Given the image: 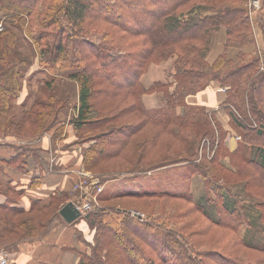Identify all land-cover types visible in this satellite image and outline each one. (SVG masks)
Wrapping results in <instances>:
<instances>
[{
  "label": "trees",
  "instance_id": "1",
  "mask_svg": "<svg viewBox=\"0 0 264 264\" xmlns=\"http://www.w3.org/2000/svg\"><path fill=\"white\" fill-rule=\"evenodd\" d=\"M189 1L191 0H0V39H3L0 44V95H7L15 101L24 79L22 76L33 64L31 58L29 62L26 61L15 47L13 37L16 33L9 29L4 34V26L8 25L22 31L24 42L44 71L45 77L39 86L40 90H53L49 95L53 101L38 103V99H35L29 109H23L28 117L38 105L43 110L44 107L47 108L37 112L36 120H39L43 129L39 132V126L37 127L36 137L56 126L59 112L71 106L76 114L71 117L70 124L78 136L86 133L85 124L94 112V103L101 109L119 104L122 99L133 101L135 110L144 118L145 124L156 128L160 133L168 132L172 138L169 132L174 128L178 129V133L199 130L197 133L201 138L207 139L203 146L208 153L213 154L207 157V164L188 163L192 162L195 156L193 153L180 155L172 163H186L191 168V176L197 174L204 178V196L215 195L216 200L209 201L207 198V201L217 210V218L207 215L203 203L195 202L191 191L183 198L201 213H206L205 216L214 224L235 232L238 244L264 254V246L257 244V241L264 244V196L246 200L241 192L217 186L212 177V164L217 159L222 169L248 179L245 185L256 188L258 194L264 195V69L259 70L262 59L264 65V51L260 57L254 55L246 65L224 71L221 69L225 61L224 54L221 53L212 63L206 60L210 52L211 35L221 26L227 28V42L235 40L245 48L254 44V37L259 33L256 29L263 30L261 35L264 39V0L262 17L256 22V29L250 23L245 4L208 11L190 10L186 14L175 15V11ZM31 21L38 30L36 34L29 28ZM47 28H51L52 32L42 33ZM40 29L42 31L39 32ZM201 38L205 43L201 58L186 56L175 63L172 73L175 82L173 92L170 93L167 85L162 84H155L150 89L143 88L140 77L149 64L159 62L169 55L164 54L159 58L162 49L174 48L179 43ZM59 80L73 82V92L70 94L63 91L61 95L56 93L54 84ZM212 82L217 83L225 92L219 109H227L232 120L245 132L243 138L249 147L246 156H237V151L229 154L224 150V132L217 117L213 118L217 110L208 112L203 106L186 103L188 96L205 90ZM97 86L100 88L95 91ZM151 92L163 93L166 105L158 112L147 111L142 103L143 95ZM117 108L112 107L110 110ZM178 109H181L180 113H177ZM126 111L125 107L111 112V116L107 115V120L102 122L117 120ZM238 115L245 122H240ZM208 117L216 120L214 126L210 124ZM139 123H133L134 126L131 127H138ZM92 124L93 122L90 125ZM252 124L256 125L255 130L251 128ZM135 134L131 132L124 140L111 145L116 147L117 154L122 153L125 145L131 144ZM173 134H176L175 131ZM120 136L118 133L116 137L121 138ZM98 144V139L95 138L84 150L83 164H87L86 156L89 153L93 155L90 167L113 156L103 152L107 143H103L100 152L95 154L99 150ZM147 144L153 146L154 143L151 141ZM221 152H225L227 157L221 158ZM138 171L141 173L147 169L140 168ZM117 177L119 175H110L101 179L107 181ZM145 194L136 190H106L98 196L142 198ZM66 198L68 194L60 193V196L51 197L47 206L40 208L33 203L28 211L10 210V214L38 211L39 215L43 210L50 211L47 214L49 218L38 225L32 219L19 224L26 232L15 239L11 224L5 225L0 219L3 232L13 236L10 244L3 243L1 247L10 252L23 241L40 239L54 226L58 219L57 209ZM157 217L165 218L164 215H156L155 218ZM82 220L93 233V238L87 243L91 255L78 254V264H205L201 256L197 258L192 252L193 243L177 231L175 233L173 228L164 223V219H156L157 222L151 223L142 221L138 215L132 216L127 209L119 208L114 212L108 208L92 211ZM162 225L171 229L162 228ZM39 229L41 231L36 232Z\"/></svg>",
  "mask_w": 264,
  "mask_h": 264
},
{
  "label": "rangeland",
  "instance_id": "2",
  "mask_svg": "<svg viewBox=\"0 0 264 264\" xmlns=\"http://www.w3.org/2000/svg\"><path fill=\"white\" fill-rule=\"evenodd\" d=\"M262 3L263 0H261L260 9L253 13L252 16H249L248 14L250 23L252 26L254 24L255 29L256 22L258 19L261 20L262 17ZM242 4H245L246 9L248 10L249 0H191L179 7L175 11V15L182 13L186 14L190 10L208 11L212 9L225 8L227 6L239 7ZM31 22L32 23L29 25V28L33 30L32 33L36 34V31L38 30L35 28V23H33V21ZM4 27V34L9 31V29H12V31L16 33V36L13 37L15 39V47L19 49V52L23 55V58L26 61L29 62L31 58L33 62L29 70L26 69L24 76H22L24 79L21 81V88L23 87L24 83H26V85H28L27 92L30 93L32 100L38 99V103H41V101L52 100L49 95L53 90H40L39 86L42 84V79L45 77V74L36 63L35 55L29 51V47L24 42L22 31H19L8 25H5ZM99 28L108 27L99 26ZM221 29L225 31L223 48L221 50L223 51L222 54L225 56V61L221 67L222 71L229 68L233 69L240 65L244 66L249 63L248 61L251 60L254 55L257 54L260 57L264 51V39L261 35L263 30L259 31L256 29V31L259 33H257L256 37H254V44L247 45L248 48H245L243 45L236 43L235 40H231L234 42H227V28L221 26L211 35L209 43L210 52L212 36ZM40 31H42V29H40L39 32ZM51 32V28H47L42 31V33ZM2 40L3 39H0V44ZM42 42H44V40ZM204 44L203 38L198 40L192 39L183 43H179L174 48L162 49L161 53L159 54V58L164 54H169L166 56L167 58L164 57V59L159 62L150 63L147 67V70L153 66V64L158 65L163 62H168L172 65L171 68L174 73L175 63L178 62L181 57L186 58V56H189L190 58H201L203 52L205 51ZM209 54L207 55V58ZM219 56L220 55L218 54L216 57ZM211 57H215V52L214 54H211ZM207 58L206 60L209 63H212ZM262 61L259 67L260 71H263L264 69ZM65 81L66 80H59L57 81V84H54L55 92L59 95H61L63 91H68L71 94L75 88V84L73 82ZM29 83L34 84L33 86L35 88L29 87ZM99 88L98 86L95 87V91ZM22 89H20V91ZM73 99L74 98H72V100ZM98 107L99 106L94 103L93 111L96 112L95 114L94 112L92 113L89 121H87L85 124V129L87 132L79 134V136L76 133L77 138L75 139L77 140L76 144H78V148L86 150V147L93 143L94 139L96 138L98 139L99 144L97 145V148L99 150H97L95 154L100 152L103 143H107V147L103 152L105 155H113L112 157L99 161L97 164H95L97 166L90 167L89 162H91L90 160L93 155L89 153L86 156L87 164H83L82 160V165L78 169L83 176H80V179L77 181V183L82 182L83 178H86L87 181H91L92 183L86 187L85 190L88 194V198H90L91 208L89 212L99 211L101 209L108 210V208L113 209V211L116 212V209L121 208L127 209L132 216L138 215L142 221L154 223V221L157 222L159 219H164V223L168 225V227L173 228L175 233L177 231L186 239H189L191 243H193L194 249H192V252L197 256V258H200L201 256L202 262L205 264H264V261H261L264 259V254L262 251L256 252L241 246L237 242V235L235 232L229 228L214 224L211 219L205 216L207 213V215H209L211 218L216 219L218 212L217 210L213 209L214 205L207 201V198L209 201L216 200L215 195L209 194L208 196H204V178L198 176L197 174L191 176V168L189 165L187 166L186 163H172L176 161L175 159L180 157V155H187L189 153V155H191V153H193L195 156L193 157L192 162L188 163L207 164V157L212 156L213 154L212 152L211 154L210 152L208 153L206 147L203 146L207 139L201 138V136L197 133L199 130L196 131V129H194L195 131L192 132L190 130H186L185 133L183 132V134L178 133V129L174 128V130L171 129L169 132L172 134L173 138L168 135V132L164 131L163 133H160L156 128L143 122L144 118L135 110V104L130 99H122L120 100L119 104H113V106H107L101 109H98ZM112 107L118 108L115 110H110ZM125 107L127 108V111L122 115L121 118L114 121L102 122V120H107V115L111 116V112L118 111L119 109H123ZM73 108L74 107L71 106L63 110V112L67 115L64 118V122L67 121L69 112L70 119L76 114V110ZM45 109L47 108L44 107L43 110L41 109V106L38 105L34 107L33 112L27 117L24 114L23 104L19 106L17 102L13 100V98L10 99L7 95H4V97L0 95V136H18L22 139L35 138L37 127L39 126V132L43 129L39 125V120H36L37 112L45 111ZM128 110H130V112ZM211 110L218 111L216 115H213V118L217 117L216 120L219 122L224 132V150L229 154H231L230 152L237 151V156L248 155L249 151L247 149H249V147L247 146L248 144L244 139L245 132L240 128L238 123L232 120L227 109H219V107L214 109L212 107ZM60 114L61 112H59L58 115ZM208 118L210 120V124H215L216 120L213 121L210 117ZM238 118L240 119V122H245L240 115H238ZM92 122L93 124L90 125ZM137 122H140L138 127H131L136 125ZM60 123L61 122L59 119L57 121V125ZM133 123L134 125H132ZM43 127H45V125ZM251 128H254L255 130L256 125L252 124ZM63 129L64 125H60L59 130L63 132ZM174 131L176 134H173ZM46 132L48 131H43L42 134H39V136L36 138L41 137L42 139L45 137ZM131 132L136 133L131 140V144L125 145V147L121 150L122 153L117 154L116 147L111 145L118 142L119 140H124V138L128 137ZM56 133L57 129L55 134ZM118 133L121 134V138L116 137ZM174 135L176 136L174 137ZM151 141L154 143L153 146L147 144ZM231 148H234V150L231 151ZM219 156H221V158L225 157L226 153L221 152ZM237 156H235L236 159ZM224 160L227 161V159ZM213 162L212 170H214V176L212 177L217 182V186L227 189L231 188L234 192H241L242 196H244V199L246 200L253 199L255 198L254 196H264L258 194V190L256 188L245 185L248 179L240 176L239 174H234L233 172L222 169L218 165L217 159H215ZM140 168L147 169V171H141L140 173L138 171ZM110 175H119V177L114 179L110 178V180L107 179V181L101 179L104 176ZM198 185L200 186L198 187ZM98 189H100V192H98ZM106 190H114L115 192L119 190H136L145 192L146 194L142 198H140V196L129 198L122 197L120 195L118 197L113 196V198H106L103 196L100 198L98 195ZM190 191L194 194L193 196L195 202L200 201L203 203L206 213H201L199 210L193 207L189 201L183 198V196ZM76 196H78L77 192H75L72 200H75ZM10 197L16 198V195L11 194ZM6 210L7 212L5 213ZM49 211L50 210H43L41 215H39L40 213L38 211H34L29 214H10L8 209L0 207V219L5 225L11 224V228L13 229L12 234L15 236L13 238L12 235L5 234L0 224V246H3V243L6 245L10 244V242L17 238L18 235H23V233L26 232V229H22L19 224L27 219H32L36 225L40 224L41 222H45L49 218L47 216ZM156 215H164L165 218H155ZM81 218L83 219V217ZM161 227L171 229L164 225ZM41 229L36 232L41 231ZM241 235L243 236L242 231ZM78 239L82 245V248L88 252V242L85 240V237L79 234ZM179 239L182 240L180 237ZM257 244L264 246V244L259 241H257ZM7 252L10 254L11 251L9 252L7 250ZM87 255L90 256L91 251Z\"/></svg>",
  "mask_w": 264,
  "mask_h": 264
},
{
  "label": "crops",
  "instance_id": "3",
  "mask_svg": "<svg viewBox=\"0 0 264 264\" xmlns=\"http://www.w3.org/2000/svg\"><path fill=\"white\" fill-rule=\"evenodd\" d=\"M224 36L223 29L212 36L211 52L207 58L209 61L213 62L215 57L223 52L221 50ZM214 52L213 58L211 54ZM171 67L168 62L153 64L140 77L143 88L150 89L155 84H162L167 85L170 93L173 92L175 83ZM33 85L29 83V87L33 88ZM27 87L28 85L24 83L15 100L19 106L23 104V109L32 106V98L27 92ZM224 98V90L212 82L205 90L188 96L186 103L203 106L207 111H211L212 107L217 109ZM142 103L150 112H158L166 105L162 92L144 94ZM180 112L181 109H178L177 113ZM66 116L61 112L59 115L61 123L48 130L42 139L0 136V207L6 206L9 211H28L33 203L41 208L49 205L54 195L68 194V198L57 209L58 219L54 226L40 239L23 241L10 252L14 264H78V254L90 253V249L86 252L82 248L78 239L79 234L89 243L93 238V233L85 221L79 218L67 223L59 214V210L67 202L72 201L75 195L73 187L87 181L83 178L82 182L77 183L80 176H83L78 169L82 165L84 150L79 149L76 144L77 136L69 123L70 112L67 121L64 122ZM60 125H64V129L58 133ZM56 129L58 134H55ZM232 150L234 148H231ZM11 194L16 195V198H11Z\"/></svg>",
  "mask_w": 264,
  "mask_h": 264
},
{
  "label": "built area",
  "instance_id": "4",
  "mask_svg": "<svg viewBox=\"0 0 264 264\" xmlns=\"http://www.w3.org/2000/svg\"><path fill=\"white\" fill-rule=\"evenodd\" d=\"M260 6H261V0H249V6L247 10L249 16H252L253 13L258 11L260 9ZM0 30H1V24H0ZM91 184H92L91 181H85L84 183H81L74 187V191L78 193V196H76L75 200H72V202L78 208L80 212V218L90 213L89 212L91 208L90 198H88V194L86 193L85 190L86 187H88ZM98 192H100V189H98ZM0 264H13L10 254L7 252V250L4 247L1 246H0Z\"/></svg>",
  "mask_w": 264,
  "mask_h": 264
},
{
  "label": "water",
  "instance_id": "5",
  "mask_svg": "<svg viewBox=\"0 0 264 264\" xmlns=\"http://www.w3.org/2000/svg\"><path fill=\"white\" fill-rule=\"evenodd\" d=\"M59 214L63 218V220L67 223H72L75 220L79 219L80 217V212L72 201L67 202L59 210Z\"/></svg>",
  "mask_w": 264,
  "mask_h": 264
}]
</instances>
